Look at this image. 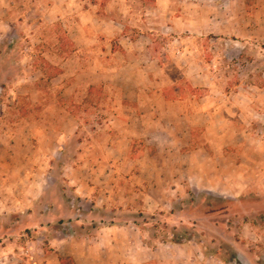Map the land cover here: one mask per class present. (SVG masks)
Returning <instances> with one entry per match:
<instances>
[{
  "label": "rangeland",
  "instance_id": "1",
  "mask_svg": "<svg viewBox=\"0 0 264 264\" xmlns=\"http://www.w3.org/2000/svg\"><path fill=\"white\" fill-rule=\"evenodd\" d=\"M109 1L0 2V19L24 23L7 28L0 38L6 40L0 52L10 55L0 72L2 180L20 181L23 201L31 197L25 193L35 168L44 169L43 177L49 171L47 182L52 185L39 190L36 206L10 210L0 205V257L5 256L4 244L24 264H47L49 255L68 242H88L95 247L92 254L81 248L75 260L64 252L54 264H264V193L252 188L259 182L252 172L237 176L236 191L219 185L211 192L200 188L203 176L195 180V190L188 177L181 178L179 187L166 174L161 175V189L139 182L137 174L111 175L104 183L91 178L101 166V147L113 139L109 120L118 109L117 92L113 84L88 86L77 77L93 62L82 60H92L85 56L88 46L76 43L102 38L111 44H102L104 51L120 52L128 48L121 41L142 39L146 48L128 50L127 60L136 73L138 58L151 72L164 69L157 87L174 91L179 86L189 98L190 85L184 78L177 80L187 69L189 75L200 72L203 77L202 86L194 89L197 98L216 106L264 108V0H160L159 6L155 0H116L114 7ZM121 6L124 12L116 13ZM116 19L125 21L124 31L114 29L111 20ZM67 84L73 87L68 90ZM177 96L172 92L171 98ZM156 108L141 111L148 117L179 111L168 105ZM194 133L185 149L204 143L205 128L199 126ZM155 142L166 147L170 140L158 137ZM147 146L153 147L140 137L132 151L140 155ZM31 213L37 215L36 223L22 229L10 218ZM108 226L118 230L111 233ZM142 242L151 252L148 260L137 263ZM129 255L134 263L127 261Z\"/></svg>",
  "mask_w": 264,
  "mask_h": 264
},
{
  "label": "crops",
  "instance_id": "2",
  "mask_svg": "<svg viewBox=\"0 0 264 264\" xmlns=\"http://www.w3.org/2000/svg\"><path fill=\"white\" fill-rule=\"evenodd\" d=\"M155 1L159 6L160 0ZM115 4L116 0H110L108 3L111 7H114ZM123 9L124 7L121 6L115 12L121 14L120 12H124ZM111 21L116 23L114 28L116 30L124 31L126 28L125 21H120L119 19ZM22 24L24 25L20 19H0V38L3 37L1 35L7 28L15 30ZM2 41L1 39L0 47L2 46ZM13 42L19 44L20 40L14 39ZM4 43H6V40L3 41ZM76 43L78 46H88L84 49V52H89L85 56L90 55L92 60H82L93 62L91 65L86 63L87 66L80 69L77 77L85 79L88 86L99 83L113 84L112 88L117 92L115 94V104H117L118 109L109 120L110 134L113 139L110 143L108 142L101 147L103 152L99 155V158L101 157L102 159L101 166H98V173L96 170L95 175L91 177L92 179L94 177L104 183L107 182V178L111 175L114 177L115 175L122 176V174L125 176L137 174L140 176L139 182L149 181L150 184L152 183L153 189H161L162 187L165 188L164 182L160 180L161 175L166 174L179 187L182 185L181 178L188 177L189 187L195 190L199 188L195 180L203 176L205 177V184L200 187L203 190L215 191L219 185H222L224 187L227 186V188L232 187L236 191L235 182L238 179L237 176L252 172L259 177L258 184L252 188H257L256 190L264 193V108L249 107L241 109L236 105L216 106L206 98H197L194 89L202 86L201 80L203 77L200 72L189 75L187 69L182 72L177 80L184 78L188 82L191 87L188 93L189 98L186 97V91L179 86L174 91H169V89L167 90L164 87H157L155 84L161 83L160 80L164 78L160 76L162 73L165 74L164 69L161 73L151 72L149 66L141 64L145 60L138 58L135 66L138 73H136L131 62L127 60L129 59L127 57L128 50H133L137 46L142 47L138 48L141 51L144 50V46L146 48L147 42L142 39L121 41V44L128 45V48H125L126 51L121 49L120 52H113L112 49L104 51L101 45L109 46L111 44H107L106 41L103 42L102 38H81ZM116 53L118 54L116 55ZM110 55L113 56L108 59L107 57ZM7 56L0 52V72L4 71L3 69L6 67L4 62H6ZM120 57L123 58L121 62ZM65 86L67 87L66 89L70 90L73 84ZM80 91L79 89L77 90L78 93ZM72 92H75V89H72ZM172 92L178 95L177 98H171ZM161 105L163 107L168 105L173 111H176L177 107H179V111L174 112L173 116L166 112L159 116L152 114L151 117H148V113L143 114V111H141L147 108L148 111L151 109L157 110L158 108L156 107ZM199 126L205 128L204 143L191 149H185L186 146H190L193 142L194 132ZM140 137L144 138L145 142L153 147L147 146L145 147L147 151L140 155H135L132 151L133 143L135 139ZM158 137H168L170 140L169 145L163 147L157 144L155 140ZM0 142H3V140H0ZM54 154V151H51L50 156L53 157L55 156ZM170 156L174 158L173 161ZM226 167L229 170H233V173L226 170ZM43 171L44 169L35 168V171L31 173L28 178V192L26 191L25 193V196L30 194L31 197H26L28 200L23 201L20 197L22 194L19 187L20 181L19 183L8 180L4 182L2 179H4L6 173L5 170H0V182H4L2 185L4 187L0 186V205L8 206L10 210L17 209V207L22 209V206L25 207L26 205L36 206V196L39 190H41L40 194L43 190L46 191L52 186L47 182L48 176L51 175L50 172L46 170L43 177L41 176L44 174ZM151 175L153 179L150 181ZM111 182L114 181L110 180ZM170 188L172 189L174 186L171 185ZM233 189H230L229 192L232 193ZM223 191H225V188ZM6 193H8V196L5 200ZM12 193H14L13 198H11ZM61 205L63 206L64 203ZM64 210H66V207ZM14 216L10 218L16 221L18 226L21 225L19 227L21 229L28 227V225H25L28 222L35 224L38 219L35 213L22 216L19 220H16ZM107 229L111 233H115L118 230L114 226H108ZM136 237L133 231L132 240L135 245L137 244ZM8 247L4 248V244L1 245V250H3L5 256L0 257V264H24L23 257L13 255L11 251H5ZM81 248L91 254L95 249L88 242L81 244L68 242L59 253L55 251L49 255L50 259H47V264L56 263V259L57 261L60 260L59 254L63 255L62 253L64 252L71 254L75 260H78L81 256L79 252L82 250ZM146 248L142 242L141 251L138 253L141 258L137 260V263L145 262L149 259L151 250ZM54 254L56 258H54ZM127 261L134 263V255H129ZM35 263L36 261H34Z\"/></svg>",
  "mask_w": 264,
  "mask_h": 264
},
{
  "label": "trees",
  "instance_id": "3",
  "mask_svg": "<svg viewBox=\"0 0 264 264\" xmlns=\"http://www.w3.org/2000/svg\"><path fill=\"white\" fill-rule=\"evenodd\" d=\"M174 242L179 243V244L181 243V241H179V240H176V241H174Z\"/></svg>",
  "mask_w": 264,
  "mask_h": 264
}]
</instances>
